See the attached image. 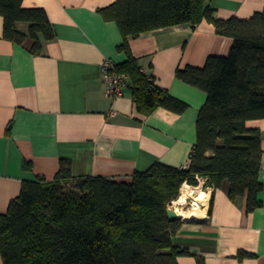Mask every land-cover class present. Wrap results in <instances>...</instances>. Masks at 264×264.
Returning <instances> with one entry per match:
<instances>
[{"label": "crops", "instance_id": "obj_1", "mask_svg": "<svg viewBox=\"0 0 264 264\" xmlns=\"http://www.w3.org/2000/svg\"><path fill=\"white\" fill-rule=\"evenodd\" d=\"M115 1L23 0L25 8H43L54 28L51 40L39 34L40 54L31 50V41L4 38L0 15V214L8 211L25 181L53 180L62 160L70 162L76 177L118 181H131L157 162L189 165L207 93L180 80L177 70L228 55L233 38L220 34L208 19L131 38V51L144 73L188 105L182 113L158 107L145 114L137 109L131 86L116 98L107 93L103 62L118 65L128 58L119 50L124 41L119 25L102 12ZM206 3L223 20H246L264 10V0ZM29 27L18 22L25 34ZM247 126L262 133L261 205L249 211L247 196L232 199L227 186L203 188L195 205L181 207H197V214L180 216L183 223L173 242L191 254L179 256V264H198V257L205 264H264V119L248 120ZM241 252L249 256L240 259Z\"/></svg>", "mask_w": 264, "mask_h": 264}, {"label": "trees", "instance_id": "obj_2", "mask_svg": "<svg viewBox=\"0 0 264 264\" xmlns=\"http://www.w3.org/2000/svg\"><path fill=\"white\" fill-rule=\"evenodd\" d=\"M23 0H0L4 38L42 53L39 34L55 37L43 8H25ZM117 22L128 55L115 66L129 76L137 109L158 107L182 113L188 105L157 86L130 48L141 33L208 19L220 34L233 38L226 56H210L203 67L177 70V77L207 93L197 120V142L187 167L161 162L136 172L131 181L103 176L76 177L62 160L53 180L25 181L8 211L0 214V252L4 264H179L190 250L173 236L182 219H170L169 205L184 183L204 190L227 186L232 199L247 196L249 211L261 205L262 133L248 120L264 119V10L250 19H216L206 0H116L102 10ZM18 22L30 23L29 33ZM71 184L70 187H67ZM213 201V200H212ZM249 256L241 252L239 258ZM198 264H205L198 257Z\"/></svg>", "mask_w": 264, "mask_h": 264}, {"label": "built area", "instance_id": "obj_3", "mask_svg": "<svg viewBox=\"0 0 264 264\" xmlns=\"http://www.w3.org/2000/svg\"><path fill=\"white\" fill-rule=\"evenodd\" d=\"M115 66L116 64H114L110 60H105L102 65L103 74L107 82V93L110 97L113 98L123 95L124 89L128 87L129 82V76L125 73H117L115 71ZM197 178L199 180V185L194 186L190 185L189 183H184L183 185L189 184L192 187H198L203 189L206 182V178L198 176Z\"/></svg>", "mask_w": 264, "mask_h": 264}, {"label": "bare ground", "instance_id": "obj_4", "mask_svg": "<svg viewBox=\"0 0 264 264\" xmlns=\"http://www.w3.org/2000/svg\"><path fill=\"white\" fill-rule=\"evenodd\" d=\"M201 188H198V187H192L190 186L189 184H185L182 186L181 188V195L179 197L178 200L175 201V204H186L187 202V199L189 196H187L186 194L189 192V194L193 195V194H198L200 195V192H201ZM193 193V194H192ZM198 199H202V196L201 197H198ZM178 216H182V217H192L193 215H196L197 214V207L195 208H190V209H187V208H179V207H176L174 206Z\"/></svg>", "mask_w": 264, "mask_h": 264}, {"label": "rangeland", "instance_id": "obj_5", "mask_svg": "<svg viewBox=\"0 0 264 264\" xmlns=\"http://www.w3.org/2000/svg\"><path fill=\"white\" fill-rule=\"evenodd\" d=\"M71 186V184H69L67 187H70ZM193 194V193H192ZM180 195H181V190H180ZM187 196H189L190 195V197H188V199H187V202H186V204H184V205H182V204H175V201H173L170 205L171 206H176V207H183V206H185V207H191L192 205H195L196 204V195H198V194H193V195H191V194H189V192L186 194Z\"/></svg>", "mask_w": 264, "mask_h": 264}, {"label": "water", "instance_id": "obj_6", "mask_svg": "<svg viewBox=\"0 0 264 264\" xmlns=\"http://www.w3.org/2000/svg\"><path fill=\"white\" fill-rule=\"evenodd\" d=\"M167 213L170 219L174 220V219H180L181 217L178 216L175 208L171 205H169L168 209H167Z\"/></svg>", "mask_w": 264, "mask_h": 264}]
</instances>
